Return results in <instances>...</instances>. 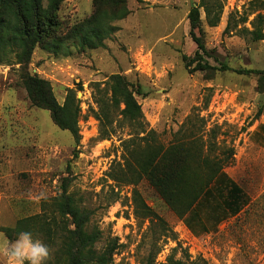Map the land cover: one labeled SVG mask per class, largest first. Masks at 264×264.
<instances>
[{"label": "rangeland", "instance_id": "1", "mask_svg": "<svg viewBox=\"0 0 264 264\" xmlns=\"http://www.w3.org/2000/svg\"><path fill=\"white\" fill-rule=\"evenodd\" d=\"M219 25H205L206 44L215 67L264 68V40L253 41L241 31L225 33L229 16L264 14V0H224ZM199 0H128L130 13L115 26L105 47L79 50L69 56L38 48L32 72L49 79L63 103L67 88L81 99L80 142L60 128L51 112L29 100L14 54L0 64V264H7L10 238L5 228L42 211L43 202L69 191L93 211L92 225L102 230L99 249L118 241L113 264H167L175 259L206 258L210 264H264V92L257 76L232 70L191 72L183 54L194 56L188 13ZM93 12V0H64L60 15L65 26ZM205 20V14H203ZM246 26L251 27L250 22ZM193 67V66H192ZM121 73L139 82L137 95L147 129L165 144L216 141L219 153L234 148L227 172L252 196L250 212L222 222L218 231L196 235L147 182L140 184L150 205L164 218H137L132 186L118 185L108 173L123 158V140L131 129L121 127L101 136L95 111L97 98L109 87V77ZM211 77V78H210ZM81 86H83L81 88ZM43 197V198H41Z\"/></svg>", "mask_w": 264, "mask_h": 264}, {"label": "trees", "instance_id": "2", "mask_svg": "<svg viewBox=\"0 0 264 264\" xmlns=\"http://www.w3.org/2000/svg\"><path fill=\"white\" fill-rule=\"evenodd\" d=\"M64 0H0V64L10 62L14 54L20 64V77L33 105L49 110L54 122L68 130L80 142L81 99L68 87L61 103L49 79L32 72L30 64L38 48L56 55L73 54L79 50L105 47L104 40L115 30L111 21L121 20L130 13L128 0H93L92 14L71 26H65L60 15ZM224 0H199L191 6L188 19L190 36L197 44L194 56L183 54L189 71L232 70L257 76L264 92V68H233L226 62L213 66L206 55H213L206 44L205 25H219L224 14ZM205 14V20L203 18ZM250 22L251 27L246 26ZM249 34L253 41L264 40V14L229 16L225 33L237 29ZM193 66V67H192ZM211 78V77H210ZM109 87L99 95V110L95 111L101 125V136L111 137L117 129L129 127V137L123 140V158L108 175L121 185L132 186V204L137 218L157 219L165 228L164 218L150 205L140 184L147 182L188 228L200 235L218 231L222 222L240 216L253 208L252 196L226 170L235 154L234 148L219 153L216 141L184 140L165 144L156 130L147 129L142 104L137 95H146L139 82H132L121 73L112 74ZM83 86H81L82 88ZM264 106L258 111L261 114ZM93 211L69 191L64 180L62 192L43 202L42 211L21 218L15 227L5 228L10 238L30 231L50 248L47 264H113L118 241L104 249L98 248L102 230L92 225ZM150 264H154L152 259ZM167 264H210L204 257L175 259Z\"/></svg>", "mask_w": 264, "mask_h": 264}, {"label": "clouds", "instance_id": "3", "mask_svg": "<svg viewBox=\"0 0 264 264\" xmlns=\"http://www.w3.org/2000/svg\"><path fill=\"white\" fill-rule=\"evenodd\" d=\"M5 254L7 264H47L51 252L42 239L35 237L30 231H23L6 248Z\"/></svg>", "mask_w": 264, "mask_h": 264}]
</instances>
